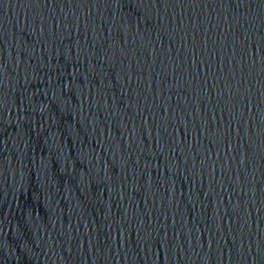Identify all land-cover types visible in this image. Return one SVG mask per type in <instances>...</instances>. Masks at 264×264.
<instances>
[{
	"label": "water",
	"instance_id": "1",
	"mask_svg": "<svg viewBox=\"0 0 264 264\" xmlns=\"http://www.w3.org/2000/svg\"><path fill=\"white\" fill-rule=\"evenodd\" d=\"M0 264H264V0H0Z\"/></svg>",
	"mask_w": 264,
	"mask_h": 264
}]
</instances>
